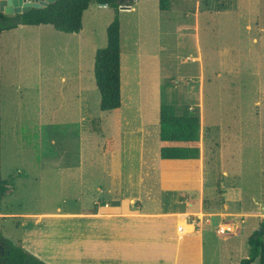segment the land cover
I'll return each instance as SVG.
<instances>
[{"label": "rangeland", "instance_id": "obj_1", "mask_svg": "<svg viewBox=\"0 0 264 264\" xmlns=\"http://www.w3.org/2000/svg\"><path fill=\"white\" fill-rule=\"evenodd\" d=\"M169 4L168 11L160 10L159 0H133L128 6L135 11L119 8L123 49L142 54L126 63L137 70L156 66L161 104L174 101L202 114L210 180H220L230 194V210L257 212L228 217L239 225L237 233L208 231L207 251L216 253L208 256L211 264H241L251 252L249 238L264 228V0ZM115 16L114 8L92 2L78 33L50 24H19L2 31L0 175L13 187L0 201L6 211L64 205L74 185L67 190L50 166L78 163L80 146H87L91 134L89 125L102 129L105 139L111 137L107 113L99 105L94 59L95 49L107 45V28ZM172 85L179 92L175 99L166 93ZM138 86L132 78L124 95ZM81 88L88 90L84 97L94 124L81 119ZM141 97L142 104L154 100L152 94ZM3 223L0 233L14 241V224ZM252 264H261L260 258Z\"/></svg>", "mask_w": 264, "mask_h": 264}, {"label": "crops", "instance_id": "obj_2", "mask_svg": "<svg viewBox=\"0 0 264 264\" xmlns=\"http://www.w3.org/2000/svg\"><path fill=\"white\" fill-rule=\"evenodd\" d=\"M131 8L123 10H136L135 6ZM123 47L121 25L122 104L116 110L104 111L109 120L111 137H107L113 140L112 150L105 151L108 138L105 139L103 130L89 125L91 134L87 146H80L78 163L50 166L52 171L59 172L64 182L60 183L67 190L72 185L77 187L74 191L73 186L63 198L64 205L13 211L0 207V222H12L16 229L14 241L47 264H211L208 255L216 253L211 248L207 251L210 243L206 233L216 228L219 234L223 222L236 229L231 233H237L239 225L228 217L257 216V212L230 210V194L220 180L214 177L211 181L208 176L204 134L199 158H161L163 91L154 75L158 70L154 65L149 70L148 64L145 69L131 68L126 59H141L142 54L134 51L130 55ZM132 78L139 86L125 96L124 86L130 85ZM168 89L166 93L171 99L179 95L173 85ZM87 92L81 88V119L94 124L88 98L84 97ZM142 93L153 95L151 104L141 103ZM200 118L202 133V114ZM93 131L101 138L94 137ZM4 182L5 192L0 201L13 189ZM75 200L78 205L71 206L70 203L76 204ZM181 223L186 226L184 232L178 230Z\"/></svg>", "mask_w": 264, "mask_h": 264}, {"label": "trees", "instance_id": "obj_3", "mask_svg": "<svg viewBox=\"0 0 264 264\" xmlns=\"http://www.w3.org/2000/svg\"><path fill=\"white\" fill-rule=\"evenodd\" d=\"M92 2L115 9L116 16L107 28V45L98 48L94 59V78L100 93L101 111H113L122 104L121 95V22L118 11L121 5H130L120 0H55L42 8L7 16L0 11V36L3 30L16 25H52L65 33L82 30L83 14ZM159 8L168 11L169 0H159ZM1 86V72H0ZM160 142L163 159H197L200 157L201 118L190 107L162 102L160 107ZM1 142V120H0ZM112 139H107L105 151L112 150ZM1 157V149H0ZM5 192V182L0 175V197ZM264 227V224H261ZM249 238L251 252L241 264H252L260 258L264 264V240L261 235ZM0 264H47L29 253L19 242H14L0 233Z\"/></svg>", "mask_w": 264, "mask_h": 264}, {"label": "water", "instance_id": "obj_4", "mask_svg": "<svg viewBox=\"0 0 264 264\" xmlns=\"http://www.w3.org/2000/svg\"><path fill=\"white\" fill-rule=\"evenodd\" d=\"M55 0H0V11L8 15H16L28 12L32 8H42ZM121 2H130L133 0H120ZM121 9L129 8L128 5H121ZM264 228L257 230L261 234ZM257 238V236H255Z\"/></svg>", "mask_w": 264, "mask_h": 264}, {"label": "built area", "instance_id": "obj_5", "mask_svg": "<svg viewBox=\"0 0 264 264\" xmlns=\"http://www.w3.org/2000/svg\"><path fill=\"white\" fill-rule=\"evenodd\" d=\"M127 9H131V6H130L129 8H127ZM183 202H184V201H183ZM223 225H224L226 228H223ZM223 225H220V226H219V232H220V233L227 234V233H231V232L234 231V229H232V226H230L229 224H223ZM185 228H186L185 224H184V225H183V224H180V225L178 226V230H179L180 232H184Z\"/></svg>", "mask_w": 264, "mask_h": 264}]
</instances>
